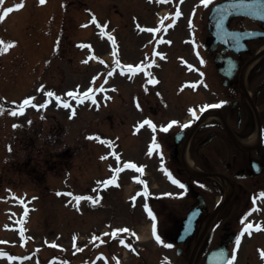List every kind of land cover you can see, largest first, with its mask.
Returning a JSON list of instances; mask_svg holds the SVG:
<instances>
[{
    "label": "rangeland",
    "instance_id": "374dc122",
    "mask_svg": "<svg viewBox=\"0 0 264 264\" xmlns=\"http://www.w3.org/2000/svg\"><path fill=\"white\" fill-rule=\"evenodd\" d=\"M67 1H70L69 5ZM17 3H22L24 6L14 10L0 21V39L5 42H15L7 52L0 54V253H5L0 255V264H45L46 260L52 264L58 261L62 254L68 260L73 258L78 260L80 254L77 252L83 251L85 255H88L91 253L90 247L78 246L76 249L66 251L62 241L68 239L72 231L78 230L82 234L95 228L101 231L103 227L98 224L102 225L107 219L98 213L105 214L106 198L113 210L120 205L114 216L119 217L125 214L129 220L134 214L133 218L141 219L136 207L125 205L126 199L133 190L131 186L126 187L131 181L127 175L122 176V179L120 174L115 177L122 183L123 194L113 188L111 193H106L105 197L99 195L93 203L88 205V214L84 216V220L88 218L86 221L74 219V206L66 200L67 196L61 195V191L87 192L85 191L87 187L104 182L108 174L107 162L99 160V156L104 157L105 153L110 152L106 147L108 145L112 150H116L119 146L120 157L124 160L131 159L134 154L137 158L142 156L149 142L147 137H150V133L147 130L148 126L140 131L135 130V122L141 116L134 112L133 103L135 96L138 98V95L140 99H146L147 95L138 90L145 80L139 81L141 74L122 76L113 70L121 66L131 71L127 66L131 64H135L132 67L136 69H141V65L148 66L147 62L141 61L145 59L150 49L140 47V42L135 39L136 34L132 32L133 29L129 25L126 31L123 28L116 29L118 21L112 23L113 33L110 34L108 31L110 34L108 42L99 45L93 37V29L85 24L88 17L84 14V10L88 8L94 11L93 8L98 4L97 0H45L44 4H41L40 0H3L0 4V14L8 7L14 8ZM113 15L119 17L117 13ZM135 16L136 14L126 16V22L129 24ZM59 36L61 38L56 43ZM110 37L115 38V45ZM92 40L95 45L89 44L88 41ZM173 50L175 54L181 52L178 46H175ZM91 53L99 57L102 53L111 54L110 62L113 63L109 67H102L96 63H94L96 66H92ZM54 55L55 60L47 66L49 57ZM186 56L187 60L191 59L190 54ZM158 64L167 70L172 66V57L166 64L163 61ZM175 69L178 74L172 83L160 77L161 81H165L162 86L164 96L171 97V88H176L179 80L184 78L182 69ZM44 73L46 76L42 78ZM105 73H108L110 77L105 94L88 99L76 107L72 102L74 96L80 95L78 98L81 99L83 94H93L104 83ZM149 73L152 74L151 78L159 74L156 68H152ZM92 75L94 77L100 75V77L93 80ZM90 82L92 87H89ZM68 89L74 95H69L71 92ZM51 91L55 95L48 96L47 93ZM33 97L35 99L31 102L37 103L33 107L45 106L40 110L31 108L26 111L29 119L37 121L33 123L38 130L31 134L30 141H33L35 145L33 146L28 140L26 146L31 144L32 147L25 149L19 143L22 139L21 133L16 132L18 137L11 135L13 124L10 120H14L15 116L7 119L3 113H7L4 108L24 105V100ZM57 97L68 106L56 108L54 101ZM147 99L153 100L152 95H149ZM174 101L187 105L185 90L184 93L181 91L178 100L174 98ZM126 103L129 104L127 109ZM70 105L78 111L75 118H72L73 111L68 108ZM144 108L147 110L148 106L144 104ZM151 112L156 111L152 109ZM42 119L46 121L41 122ZM2 120L6 121L3 123ZM39 121L44 129L42 131ZM52 127L55 131H50ZM51 150L60 152L63 157V166L53 169H50L49 164L44 166L46 157L40 152L54 153ZM47 158L52 160L51 157L47 156ZM29 159L31 167L36 165L34 169L24 167ZM58 161V158H54L51 164ZM142 162L146 163L143 160ZM151 170L152 176L157 178V180L150 179L151 187L160 192L163 186L162 177L160 178L156 173V169L151 167ZM135 186L140 188L136 183ZM11 190L19 195L27 193L37 198L34 201V210L28 216L26 225L28 234L24 237L18 232H10L6 229L12 215L8 212L9 207L5 197ZM128 207L133 208L134 213L131 211L130 215L127 214ZM142 222L137 226L130 223L129 226L136 228L140 234V228L145 227L144 238L148 232V224H141ZM155 252H159V249ZM249 260L255 264L252 252L242 254L243 264Z\"/></svg>",
    "mask_w": 264,
    "mask_h": 264
},
{
    "label": "flooded vegetation",
    "instance_id": "af4514ba",
    "mask_svg": "<svg viewBox=\"0 0 264 264\" xmlns=\"http://www.w3.org/2000/svg\"><path fill=\"white\" fill-rule=\"evenodd\" d=\"M222 1V0H221ZM237 1V0H236ZM249 30H259L263 34L261 35V39H248L245 38L243 40V47L236 46L234 34L239 35L240 37L244 36L245 31ZM225 32L226 36L224 38V42L215 41V39L210 34L207 24L205 23L203 30L200 31L201 34V44L205 51V57L209 60H217L220 59L221 61L218 64V67L222 70V73H213V74H205L204 75V83L205 86L212 92L218 90H224L222 91L221 95L226 99V108L222 107L220 109V114L226 119V116L224 115L225 111H228L231 113V117L229 118L230 121L233 123L234 126H238L239 129L236 131L239 132L238 138L246 140L250 133H251V125L249 122L251 121L250 118H247L245 116V110L248 107V101L246 99L244 88L249 91V89L252 90L250 92V95L252 96V99L255 103L260 105L257 101L260 100V93L263 89V86H260L262 84V79L258 75L260 71H249L244 73L243 67L248 62L250 56L258 51L259 45L263 42L264 43V23L261 22H251L246 18H240L235 17L230 19L226 25H225ZM238 62V66L235 69L234 66L228 64V62ZM257 100H255V99ZM262 99V98H261ZM260 102V101H259ZM262 102H264V98L262 99ZM261 102V103H262ZM231 103V107L229 108ZM264 112H262L263 114ZM234 117L236 120V123H234ZM264 122V118H263ZM197 133L194 134V136ZM193 136V137H194ZM196 140L198 143L201 142L200 135H196ZM210 140H204L203 145H206ZM251 155V153H250ZM205 159L206 156L202 155ZM247 156V155H246ZM230 159V157L226 156L221 160L222 166H219L217 169H215V166H209L211 169V172H221V173H233L230 172V166L233 164L227 163L226 160ZM257 161L263 163L264 165V152H258V159ZM243 162H245L243 160ZM244 165V164H243ZM249 168L247 166L242 167V171H248ZM262 177L264 179V171L262 173ZM254 185V184H252ZM190 181L187 180V189L190 191ZM238 189H242L243 194L247 192L246 189H243V187L238 184H235V191ZM234 191V193H235ZM196 195V192H193ZM235 195V194H234ZM235 205L236 207H245L246 202L245 200L237 194ZM206 202V201H205ZM196 204L189 205L187 209H191ZM211 203H205L201 206H197L201 209V214L199 219L206 220L207 215L210 211ZM178 216L176 220H179ZM201 222V223H202ZM202 244V243H201ZM185 248V253L189 250L191 246V239L188 238L185 243L183 244Z\"/></svg>",
    "mask_w": 264,
    "mask_h": 264
},
{
    "label": "snow or ice",
    "instance_id": "6c2138e0",
    "mask_svg": "<svg viewBox=\"0 0 264 264\" xmlns=\"http://www.w3.org/2000/svg\"><path fill=\"white\" fill-rule=\"evenodd\" d=\"M211 2H212V0H202V3H203L205 6H207V5L210 4ZM2 3H3V0H0V4H2ZM40 3H41V4H44V3H45V0H40ZM23 6H24V5H23L22 3H17V4L15 5L14 8H13V7H8V8H6V9H4L3 12H2V14H0V21H3V20H4V19H5L10 13H12V12H13L14 10H16V9H20V8H22ZM176 15H177V16L180 15L179 11L176 13ZM93 19H95V17H93ZM220 26H222V25H218V27H220ZM149 31H158V29H149ZM110 39H112L113 44L115 45V43H116L115 38H114V37H110ZM234 39L236 40V46H238V47H243V46H244V45H242V44L240 43V36H239V35L234 34ZM169 43H171V41H169ZM14 44H15V42H5L3 39H0V45H2V48H0V54H2L3 52H7L9 48H11L12 46H14ZM157 55H160V53H157ZM117 62L119 63V61H117ZM201 62L203 63L204 61L201 60ZM128 67H129V69H131L134 73L138 70V69H136V68H133L131 65H128ZM141 68H143V65H141ZM148 75H149L150 77L152 76L151 73H148ZM157 82H158V81H156V80H154V79H150V80H149V83H157ZM47 94H48V96H53V95H55V94L52 93V92H48ZM69 95H71V93H69ZM57 98L59 99V97H57ZM34 99H35V98L33 97V98H31V99H26V100H24V105H28V104H30L31 101L34 100ZM223 103H226V101H222L221 104H220L219 106H222ZM39 106H40V107H43V106H45V105H39ZM65 106L67 107L68 105L65 104ZM137 106L140 107L139 103L137 104ZM208 107H212V105H208ZM24 110H25V109H24L23 106L20 107V108H19V114H23ZM192 112H193V116H195V115H196V111H195V109H193ZM12 114H13V115H16L17 112H16V111H13ZM73 114H75V113H73ZM178 123H179V121L173 120V121H171L167 126H161V129H162V131L167 132V131L170 130V128H171L173 125H176V124H178ZM189 123H190V122H189ZM143 124H148V125H150V126L152 127L153 132H155L156 129H157V125H156L152 120H150V119L144 121ZM143 124H141V126H143ZM14 126H15V125H14ZM188 126H189V124H184V125H183V127H188ZM137 130H139V129H137ZM159 147H160V145L158 144V142L156 141V139H155V137H154V138H153V141H152V148L155 149V148H159ZM102 158H104V157H102ZM128 166H129V167H133V168H136V167H137V165H135V164H133V163H130ZM138 170H139L140 172H143L144 167H143V166H140V167L138 168ZM165 170L167 171V169H165ZM168 174H169V176L173 179V182H174V183L178 184L181 188L184 187V184H182V183H181L179 180H177L175 177H172V174H171L170 172H169ZM115 182H116V179H115V178H113L112 180L108 181V183H115ZM141 183H143V184L146 185L147 182H146V181H141ZM67 195L71 196L72 193H68ZM170 195H171V194H170ZM260 198H261V199H264V193H260ZM82 199H85V197H82V196H76V197H75V200H76V202H77V206L79 205V202H80ZM87 199H88V200H92L93 198H92V197H87ZM133 199H135V197H133ZM93 202H94V201H93ZM147 211H148L149 216L152 218V220L155 221V220H156V214L153 212V210L149 207V208L147 209ZM25 216H27V212H25ZM245 219H247V217H245ZM252 227H253L252 224H248V225H246L245 228H244V230L241 232L240 236H243L245 232H249V234H250V229H251ZM257 230H259V228H257ZM117 231H121V229H117ZM123 231H129V230H128V229H123ZM153 231L155 232V225H153ZM137 238H138V237H137ZM155 238H156V240L159 241L161 244L164 243V241L161 239V236H160L159 234H156ZM240 243H241L240 237H237V239H236V246H237V248L239 247ZM128 246L131 247V244H129ZM167 246H168V247H172V245H167ZM0 255H5V253H0ZM262 255H264V251H262ZM10 258H11V259H15L14 257H10ZM236 259H237L236 255H232V256H231V259L227 261V264H233V262H234Z\"/></svg>",
    "mask_w": 264,
    "mask_h": 264
}]
</instances>
